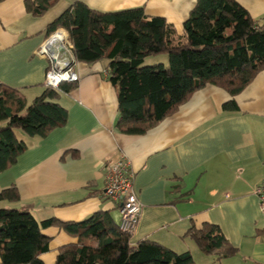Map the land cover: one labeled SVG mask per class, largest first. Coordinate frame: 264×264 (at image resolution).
Here are the masks:
<instances>
[{
  "label": "crops",
  "instance_id": "crops-1",
  "mask_svg": "<svg viewBox=\"0 0 264 264\" xmlns=\"http://www.w3.org/2000/svg\"><path fill=\"white\" fill-rule=\"evenodd\" d=\"M31 1L36 0H0V86L22 91L29 104L47 89L51 62L39 56L40 49L57 31L73 47L66 29L50 28L76 2L101 12L142 7L179 35L198 2L60 0L35 15L27 6ZM237 1L254 19L264 20V0ZM73 70L79 81L58 100L68 111L67 123L43 138L18 132L27 148L0 174V192L16 186L21 200L4 205L27 207L39 222L77 223L106 211L119 225L120 205L105 197V182L110 165L128 161L142 204L133 247L151 240L177 253L191 252L196 264H264V210L256 195L264 182V71L234 99L206 86L137 136L119 130L118 95L106 62L85 64L74 58ZM232 100L237 109L225 111ZM207 223L221 228L237 249L234 257L219 261L201 252L188 231ZM43 234L51 240L40 257L45 264H56L59 249L78 242L58 227Z\"/></svg>",
  "mask_w": 264,
  "mask_h": 264
},
{
  "label": "trees",
  "instance_id": "trees-1",
  "mask_svg": "<svg viewBox=\"0 0 264 264\" xmlns=\"http://www.w3.org/2000/svg\"><path fill=\"white\" fill-rule=\"evenodd\" d=\"M58 1L36 0L27 6L41 15ZM58 28L68 31L76 62H106L118 95V127L128 135L145 134L208 85L234 99L264 71V20L254 19L237 0H198L181 35L164 18L148 17L142 7L101 12L81 1L50 30ZM165 54L167 67L144 65L147 58ZM76 84L47 87L30 104L22 91L0 86V174L27 148L19 131L43 138L67 123L68 111L58 100ZM224 109L236 110L234 100ZM20 200L16 186L0 192L1 264H45L40 257L51 240L43 231L50 227L78 240L59 249L56 264H196L191 252L177 253L155 241L133 247L110 212L99 211L77 223L54 218L39 222L27 207L4 205ZM188 235L202 253L219 261L237 254L217 225L193 227Z\"/></svg>",
  "mask_w": 264,
  "mask_h": 264
},
{
  "label": "built area",
  "instance_id": "built-area-1",
  "mask_svg": "<svg viewBox=\"0 0 264 264\" xmlns=\"http://www.w3.org/2000/svg\"><path fill=\"white\" fill-rule=\"evenodd\" d=\"M57 50L63 48L65 52H50L48 42L38 52L39 56L49 58L51 66L46 75V86L58 89L62 83H76L79 81L78 74L73 70L74 57L73 47L69 43L67 35L57 31L51 38ZM135 174L131 171L129 162H118L108 167L105 182V197L120 205L121 221L120 230L133 236L137 230L142 204L134 191ZM262 210H264V182L256 189Z\"/></svg>",
  "mask_w": 264,
  "mask_h": 264
},
{
  "label": "rangeland",
  "instance_id": "rangeland-1",
  "mask_svg": "<svg viewBox=\"0 0 264 264\" xmlns=\"http://www.w3.org/2000/svg\"><path fill=\"white\" fill-rule=\"evenodd\" d=\"M163 60H165V65L167 67L169 65V56L166 54L165 55H158V56H151V57L146 59L144 65L158 64V63L163 62ZM200 254H202V253H200ZM192 255H194V254H192Z\"/></svg>",
  "mask_w": 264,
  "mask_h": 264
},
{
  "label": "water",
  "instance_id": "water-1",
  "mask_svg": "<svg viewBox=\"0 0 264 264\" xmlns=\"http://www.w3.org/2000/svg\"><path fill=\"white\" fill-rule=\"evenodd\" d=\"M47 47H48L49 51L50 52H53V53L59 52L60 54H63L65 52V50L63 48H60L59 50H57L56 49L57 48V45L55 44L54 41L52 42V40H51V42L48 41Z\"/></svg>",
  "mask_w": 264,
  "mask_h": 264
}]
</instances>
